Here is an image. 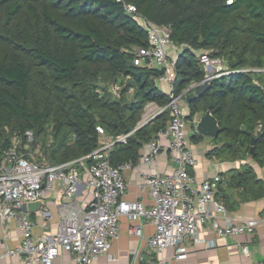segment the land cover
Masks as SVG:
<instances>
[{"label":"trees","instance_id":"1","mask_svg":"<svg viewBox=\"0 0 264 264\" xmlns=\"http://www.w3.org/2000/svg\"><path fill=\"white\" fill-rule=\"evenodd\" d=\"M137 15L171 24L174 44H185L175 92L185 96L187 122L207 111L218 120L210 155L264 167V0H0V149L15 140L23 146L32 131L38 161L60 164L92 154L102 133L134 131L110 160L137 164L172 118L165 111L138 129L146 106L163 108L170 97L158 84L162 70L135 64L137 49L150 46ZM200 53L232 70L260 72L215 78L188 102L207 75ZM221 176L228 187L222 182L216 199L228 210L232 195L264 199V181L250 164Z\"/></svg>","mask_w":264,"mask_h":264},{"label":"built area","instance_id":"2","mask_svg":"<svg viewBox=\"0 0 264 264\" xmlns=\"http://www.w3.org/2000/svg\"><path fill=\"white\" fill-rule=\"evenodd\" d=\"M127 10L132 14L137 12L133 5L127 6ZM136 17L148 33L150 46L137 49L135 64L162 70L158 84L165 88L170 101L158 114L170 111L172 117L168 126L148 143L149 153L143 160L146 164L156 162L163 148L161 141L168 139L167 148L175 168L167 174L145 173L141 189L148 188L153 200L152 206H147L141 201L126 199V173L135 165L130 162L113 165L110 160L114 148L126 144L134 131L119 136L102 133L100 147L92 154L60 164L38 161L33 150L34 134L27 131L23 146L21 140H15L11 147L0 149V223L14 222L22 235L19 247L0 254V261L5 256L19 254L23 257L21 264H55L60 251L66 250L73 255L75 264H90L105 255L118 238L121 216L129 218L133 223L131 232L138 236H142L143 220H150L155 225L148 246L157 260L149 264H172L173 258L186 259L189 244L197 239L207 223L219 237L253 234L259 224L264 226V217L239 219L222 226L212 213V208L223 215L227 213L224 204L216 199L222 177L216 174L200 181L193 173L198 159L188 137L185 96L175 92L178 56L171 55L168 50L175 47L172 25L159 26L139 15ZM199 55L207 72L206 78L211 81L236 73L260 72L245 68L232 70L220 58H212L208 53ZM114 89L117 92L119 87ZM150 120H142L138 129ZM90 158L96 162L88 165L86 160ZM57 184L63 187L64 198L58 206L56 234L38 237L34 233V221L30 213L23 211V206L42 201L43 208L47 193ZM82 188L93 195L89 206L78 198ZM42 208L41 214L47 215ZM241 248L249 255L248 247ZM166 251L169 254L164 256Z\"/></svg>","mask_w":264,"mask_h":264},{"label":"crops","instance_id":"3","mask_svg":"<svg viewBox=\"0 0 264 264\" xmlns=\"http://www.w3.org/2000/svg\"><path fill=\"white\" fill-rule=\"evenodd\" d=\"M180 47L171 46L169 53L175 57L179 56ZM192 89V88H191ZM197 90V89H196ZM195 90V91H196ZM196 93V92H195ZM161 107L155 103H150L145 108L143 120L152 119L160 112ZM184 111L186 117L189 115L188 105L185 103ZM202 116H197L193 122L188 124V137L192 150L197 155V165L193 170L198 180L210 178L216 174L221 176L231 169L239 168L241 165L250 164L256 171L258 177L264 181V167L248 160L227 161L222 157L211 154L210 151L216 146L212 138H203L200 141L194 140L196 127ZM163 148L157 156V161L146 164L143 160L149 153L148 144L141 149V157L135 167L126 173L128 190L126 199L129 201H141L147 206H152L153 200L148 188L141 189L145 173L154 174L171 173L175 165L170 159L168 145L169 140L161 141ZM217 163V164H215ZM222 177V176H221ZM222 186L227 189L228 185L222 177ZM64 198V189L57 184L53 190L47 193L43 202V208L47 215L38 212H28L34 221V233L40 237L44 234L53 236L56 234L59 224L58 206ZM79 200L89 206L93 200V195L85 189L80 190ZM237 196L232 195L230 208H226V215L218 213L212 208V213L217 217L218 222L225 226L229 222L239 219H260L264 217V199L240 202ZM219 202H221L219 200ZM239 202V203H238ZM222 203V202H221ZM42 208V209H43ZM133 223L127 216H121L120 234L112 243L110 250L103 256L94 259L90 264H149L156 261L157 256L149 250L148 240L155 233L156 227L150 220H143L142 236L131 232ZM21 230L14 222L7 224L0 223V254H5L8 250H15L21 244ZM242 246L249 249V255L242 251ZM169 254L165 252L164 256ZM22 255H10L1 259L0 264H21ZM55 264H75L73 255L61 250L55 260ZM172 264H264V226L259 224L253 234H241L237 237H219L215 234L209 223H207L198 234L196 240H192L188 246V257L186 259H172Z\"/></svg>","mask_w":264,"mask_h":264},{"label":"water","instance_id":"4","mask_svg":"<svg viewBox=\"0 0 264 264\" xmlns=\"http://www.w3.org/2000/svg\"><path fill=\"white\" fill-rule=\"evenodd\" d=\"M210 85H211V80L209 77H207L204 80V83L195 91L196 93L194 97L187 99L188 102L191 101V99L202 96L204 92L210 87ZM159 115L160 114L156 115L154 118H156ZM153 119H151L149 122H151ZM196 129L198 133H200L202 136L207 137V138H212V139L217 138L221 132L219 122L216 119V117L211 113V111H207L200 118L199 122L197 123ZM253 151L254 149L252 147L251 153H253ZM41 208H42V201H36V202L29 203V204H25L23 206V211L24 212H37Z\"/></svg>","mask_w":264,"mask_h":264},{"label":"rangeland","instance_id":"5","mask_svg":"<svg viewBox=\"0 0 264 264\" xmlns=\"http://www.w3.org/2000/svg\"><path fill=\"white\" fill-rule=\"evenodd\" d=\"M170 48V47H169ZM169 48H168V50H169ZM162 89H165L164 87L162 88ZM141 124V123H140ZM40 149V148H39ZM38 149H36V156H37V154H38V151H37Z\"/></svg>","mask_w":264,"mask_h":264}]
</instances>
